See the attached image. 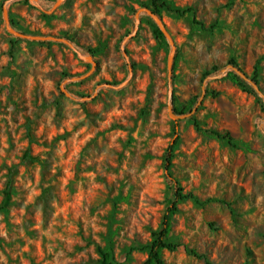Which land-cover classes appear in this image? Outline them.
Listing matches in <instances>:
<instances>
[{
  "label": "rangeland",
  "instance_id": "obj_1",
  "mask_svg": "<svg viewBox=\"0 0 264 264\" xmlns=\"http://www.w3.org/2000/svg\"><path fill=\"white\" fill-rule=\"evenodd\" d=\"M163 1L170 73L151 0H0V264H141L174 129L161 264H264V0Z\"/></svg>",
  "mask_w": 264,
  "mask_h": 264
},
{
  "label": "trees",
  "instance_id": "obj_2",
  "mask_svg": "<svg viewBox=\"0 0 264 264\" xmlns=\"http://www.w3.org/2000/svg\"><path fill=\"white\" fill-rule=\"evenodd\" d=\"M153 13H155L160 19H162L161 10L162 8L169 9L168 4L163 0H151V6H146ZM177 12H183L177 10ZM143 18L147 20V22L152 26L153 35L158 40H165V35L159 28V26L155 23L152 17L147 14L143 15ZM79 50L90 51V49H84L78 47ZM230 64L238 69L237 64L233 59L230 60ZM173 65V70H174ZM257 69L254 71V75L252 77V82L254 84L258 83L257 79ZM231 77L238 78L236 71L231 73ZM178 114H182V111H177ZM213 135L218 139H222L227 142L229 145L235 147V143L233 142V138L228 131H212ZM178 142V135L176 129H174L173 137L165 151L164 155V175L166 182L169 184L171 200L166 207V210L163 214L162 221L160 226L152 233V237L149 243L144 247L147 250V256L141 264H161L162 263V252L164 250L175 251L177 249V245L169 241V233L171 230V222L175 212L178 210V203L185 198H192L191 194L183 193L182 186L172 175L171 167L172 160L174 157V150L176 148ZM97 251L100 255V264H112V253L104 248L97 247ZM191 254L196 255V252L191 250Z\"/></svg>",
  "mask_w": 264,
  "mask_h": 264
},
{
  "label": "water",
  "instance_id": "obj_3",
  "mask_svg": "<svg viewBox=\"0 0 264 264\" xmlns=\"http://www.w3.org/2000/svg\"><path fill=\"white\" fill-rule=\"evenodd\" d=\"M57 4H58V1L55 3L54 6H56ZM140 11H144V12H146L150 17H152L153 20L156 22V24H157V25L159 26V28L161 29V31L164 33V35H165V36L168 38V40H169V43H170V45H171V57H170L169 62H168V71H169V73H170V72H171V63H172L173 55H174V53H175V45H174V43H173V41H172V39H171V37H170V34H169L168 31L164 28L161 19H160L155 13H153L149 8H147V7L140 8V9H138V11L136 12V14H135V20H136V23H135V29H136V27H137V23L139 22V13H140ZM47 12H50V10H48ZM7 29H8L9 32H11L12 34H14L15 36H18V37H25V38L38 39V40H44V39H52V40L58 39V40H63V39H61V38H56V37H51V36H35V35H27V34H24V33H22V32H19V31H16V30L10 28L9 25H7ZM129 37H130V35H127L126 38H129ZM122 51H123V55L127 58V52H126V50H125L123 47H122ZM87 59H88L89 61H91L92 63H94V61L92 60L91 57H87ZM231 68H232L233 70H235L240 76L245 77V74H243L239 69H237V68H235V67H233V66H231ZM129 69H130V71H131V68H129ZM204 93H205V89L203 88V89H202V95H201L202 97H203ZM202 97H201V98H202ZM201 98L199 99L198 103L200 102ZM195 108H196V107H195ZM195 108L193 109V111L195 110ZM189 114H190V113H189ZM189 114H188V115H189ZM178 117H184V116H178ZM174 118H177V116H174Z\"/></svg>",
  "mask_w": 264,
  "mask_h": 264
}]
</instances>
